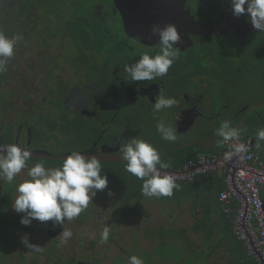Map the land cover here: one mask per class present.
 Masks as SVG:
<instances>
[{"label": "flooded vegetation", "instance_id": "1", "mask_svg": "<svg viewBox=\"0 0 264 264\" xmlns=\"http://www.w3.org/2000/svg\"><path fill=\"white\" fill-rule=\"evenodd\" d=\"M84 23L93 30L82 32ZM169 24L176 26L181 41L167 76L133 82L125 68L140 55L127 61L117 52L116 27L124 28V37L143 54L154 56L160 46L153 29ZM128 26L134 28L129 34ZM0 32L20 37L0 79L7 87L18 85L31 151L53 150L58 144L66 152L75 149L91 156L100 149L104 155L99 159L114 161L121 160L120 144L138 137L172 160L187 149L196 148V156L208 151L225 119L255 133L264 127V32L253 29L246 15L234 17L231 0H0ZM123 42L132 53L128 41ZM161 88L177 103L155 113L151 106ZM62 112L66 127L58 121ZM161 118L177 128L174 146L156 129ZM191 130L198 136L184 143L183 133ZM260 153L264 157V142ZM32 160L39 159H30L29 166ZM100 163L107 188L63 226L20 223L24 214L15 212L12 202L16 183L27 179L26 170L11 184L0 181V264H128L131 242L122 245L115 236L123 228L108 209H119L113 196L132 175L129 179L125 163ZM104 225L111 228L107 243L100 240ZM63 229H73V236L61 244ZM25 236L43 252L25 247Z\"/></svg>", "mask_w": 264, "mask_h": 264}, {"label": "clouds", "instance_id": "2", "mask_svg": "<svg viewBox=\"0 0 264 264\" xmlns=\"http://www.w3.org/2000/svg\"><path fill=\"white\" fill-rule=\"evenodd\" d=\"M232 13L237 19L246 15L253 29L264 32V0H231ZM246 6V7H245ZM153 32L159 36V51L154 56L143 54L140 58L126 66L133 82L153 81L165 77L174 61L178 58L180 49L175 47L181 41V34L174 24L164 28L154 27ZM20 37L7 36L0 32V74L7 72L8 62L16 54V46ZM177 103L175 96L166 95L161 88L152 103L151 111L160 113L172 109ZM161 138L170 143L177 141V128L163 118L156 126ZM219 142L228 146L223 152V160L231 162L234 158L243 160L247 156L249 143L241 139V129L232 126L225 119L216 130ZM255 147L260 149L264 142V127L257 129ZM84 152L71 150L63 157V163L58 167H46L43 163L29 166L32 152L28 147L16 143L0 146V181L13 183L26 170L27 179L16 183L17 196L12 202L15 212L23 213L20 223L29 226L33 220L39 222L52 221L53 225H62L66 221H74L87 210L89 203L108 186V179L102 173L99 157L104 155L97 149V155H85ZM118 156L126 164L125 171L143 181L141 191L147 198L160 199L172 197L178 185L174 176L162 171L170 164L161 160L157 148L146 140L131 138L120 144ZM111 228L104 225L100 233L101 242L110 239ZM61 244L67 243L73 236L71 230L60 233ZM22 243L29 250L42 253L43 247L31 244L28 238L22 237ZM128 264H144V260L136 255L128 257Z\"/></svg>", "mask_w": 264, "mask_h": 264}, {"label": "crops", "instance_id": "3", "mask_svg": "<svg viewBox=\"0 0 264 264\" xmlns=\"http://www.w3.org/2000/svg\"><path fill=\"white\" fill-rule=\"evenodd\" d=\"M6 105L7 104H4L3 106ZM2 120L3 119L0 118L1 124ZM22 141L23 136H18L17 133L14 134L13 137H11L8 132H4L1 135L0 128V144L6 145L16 143L20 145ZM222 148L223 149L218 153L219 155L224 151V144ZM260 149H257L259 152L258 154L254 153L259 159V156L261 155ZM207 154L211 153L208 152ZM211 155H215V153H212ZM177 156H179V154ZM163 158L166 159L161 156V159ZM175 158L170 160V165ZM196 158L197 156L195 155L187 162L195 161ZM127 175L130 179L131 174L127 173ZM134 178L135 177L132 176L129 181L123 180L121 182V187L117 189L116 194L113 196L112 201L115 202V205H118L119 209H115L113 206V209H108V211H112L115 217L119 218V222L121 218L120 215L124 210L130 212L131 210H134V213L131 212V214L128 215V222L136 230H146L158 235V233L163 231H170L171 229L169 230L168 226H180V229L177 228L176 231L178 234L177 237L179 238L178 251L185 255L189 245L192 243H198L197 241L200 240L201 233L199 232V226H201V228L204 226H210V230L207 233V241H209L208 252L205 255L210 259L211 264H255V262L251 263L247 261L248 259L246 257H243L238 253L241 251L240 245L237 241H234L231 238L233 235L232 228L230 227L231 224L227 216L222 212V205L219 203V195L225 189L222 176L217 175L209 177L208 179L204 178L206 182H203L201 186L199 185L198 190H196V186L193 187V189L190 187H187V189L180 187L174 190V195L172 197H162L160 199L145 197L141 191L142 184L137 186L140 184L139 180H134ZM192 182L196 183L197 178ZM216 183L219 185V189L216 194H214L213 192L217 189ZM184 184L186 183L180 185ZM128 186H130V188H128ZM135 186L137 189L136 192H134ZM261 195L264 199V191ZM124 196H126V198H128L127 196L136 197L138 200L136 201L137 206L133 204L122 206L125 201ZM154 201H159L161 203V205L158 203L156 211L150 210L149 208V202L154 203ZM151 213L154 214V216ZM153 226L158 229H154ZM181 226H184V228ZM187 229L188 232H186ZM233 245H235L236 248H234Z\"/></svg>", "mask_w": 264, "mask_h": 264}, {"label": "rangeland", "instance_id": "4", "mask_svg": "<svg viewBox=\"0 0 264 264\" xmlns=\"http://www.w3.org/2000/svg\"><path fill=\"white\" fill-rule=\"evenodd\" d=\"M86 24H83V31L82 32H86V31H92L93 28L91 27V30L89 28H86ZM134 28L133 26H128L127 27V34H129L131 31H133ZM115 33L118 35V48H117V52L118 53H124V57L127 59V61L129 60V58L134 57L135 54L139 53V55H143V51L137 46L136 43H134L132 40H129L127 38L124 37L123 33H124V28L121 27H116L115 29ZM123 40L128 41V45H130L131 48V52H127L125 50V47H123L124 42ZM2 87L5 89L3 90V92H1ZM6 84L2 83L1 79H0V105H4V104H8L9 100H7L6 98H8V95L10 93V90L12 88L16 87L14 85H9L6 88ZM12 95V94H11ZM16 96L14 95V98ZM53 106L57 109L60 108L59 104H54ZM218 107V106H217ZM58 121L62 120L65 123V127H66V114L65 113H61L60 116H58ZM52 120V119H50ZM55 121V119L53 120ZM24 122V126L26 127V122L23 120ZM28 122V121H27ZM49 122V123H48ZM47 125L51 123V121H48ZM28 130L30 128H27ZM67 129V128H66ZM191 129V128H190ZM31 131V129H30ZM241 135H245V136H250L252 139H254L255 136V132L252 131H248V130H241ZM198 136V134H196L195 131H189V132H185L183 133L182 136V141L184 143H187L193 139H195ZM7 140V139H6ZM220 138H218V140H214L212 142V147L209 149L210 152L209 153H215V155H219V151L222 150V146L223 144L219 142ZM175 143V142H174ZM174 143H171L172 146H174ZM177 143H182L180 142V139L178 138V142ZM54 149L53 150H44L47 151L48 153L52 154L55 156H60L69 152H66L65 149L66 148H61L58 147V144H53ZM252 148H253V152L258 154L259 152L257 151V148L255 147V140L252 144ZM39 149L38 151H40L41 148H37ZM194 149L196 148H191V149H187L185 151H182L181 153L179 152V156H177L174 160L173 163H171L170 165V169L172 171H177L182 167V164L186 163L191 157L195 156L194 154ZM63 152V154H61ZM66 152V153H65ZM260 159L264 160V157L262 155L259 156ZM162 162L167 163L166 159H161ZM32 163L36 164V163H43L45 165L49 164V165H45L46 167H58L60 166L63 161H50V160H32ZM166 169V168H165ZM164 170V169H163ZM134 180H139L136 177L134 178ZM203 182H206V180L204 179V177H202L201 175H199L197 177V182H188L184 185H180L177 184L178 187H184L187 189V187H190L191 189H193V187L196 188V190H198L199 185L201 186ZM220 182V181H219ZM139 185L140 186L143 181L139 180ZM220 184V183H219ZM216 187L217 189L213 192L214 194H216V192L218 191V187L219 185L216 183ZM128 188H130V186H128ZM136 186H135V190L134 192H136ZM125 201L123 202L122 206H127L130 204H133L135 206H137L136 201L137 198L134 196H127L128 198H126V196H124ZM158 203L161 205V203L158 201H154V203L149 202V208L150 210L156 211L158 208ZM133 206V207H135ZM136 208V207H135ZM165 210V209H164ZM152 211V213H153ZM130 211H123L122 214L120 215V221L121 223L119 224L120 226H122V235L121 233H115L114 231L112 232L113 234H116L115 236H117L118 238H120V243L122 245H126L127 242H131L130 245L128 244V246L126 247L128 251V255H136L138 257H141L144 260V264H211L210 259H208V257H206V253L208 252V244L209 241H207V233L210 230V226H204L201 228V226H199V232L200 234V240H198V243H192L191 245H189V248L187 249V253L186 255L183 253H179V238L177 237V228L180 229V226H168L170 231H163L161 233H158V235L156 233L153 232H148L146 230H136L134 227H130L129 223H128V219H129V214H127ZM151 213V214H152ZM8 213L3 214L4 216L7 215ZM154 216V214H152ZM75 227V226H73ZM100 227V226H99ZM154 227V226H153ZM182 228H184V226H181ZM231 227V226H230ZM101 228V227H100ZM137 228V227H136ZM214 229V227H213ZM212 229V230H213ZM73 231V229H72ZM186 232H188V229L186 230ZM182 233V232H181ZM90 234V233H89ZM92 235V234H91ZM232 240L237 241L238 244L240 245V250L238 253L243 256L246 257L251 263L256 264V259L254 257H251L248 255V253L246 252L242 242H240L237 238H235L232 235ZM161 239H163L164 242L161 241ZM92 242L91 243H95L96 239H90ZM159 242L164 243L162 245H159ZM199 244V245H198ZM234 248H236L235 245H233ZM16 257H14L15 259ZM123 259H126L123 257ZM17 262H20V258H16ZM120 264H124V263H120Z\"/></svg>", "mask_w": 264, "mask_h": 264}, {"label": "built area", "instance_id": "5", "mask_svg": "<svg viewBox=\"0 0 264 264\" xmlns=\"http://www.w3.org/2000/svg\"><path fill=\"white\" fill-rule=\"evenodd\" d=\"M241 139L249 143L243 160L234 158L225 162L223 152L228 151V146L224 145L219 156L202 152L195 161L184 163L177 171H162L171 173L177 184L192 182L199 175L206 179L222 176L225 188L219 195L222 212L248 255L256 259V264H264V199L261 195L264 191V161L254 154L250 136L241 135Z\"/></svg>", "mask_w": 264, "mask_h": 264}, {"label": "water", "instance_id": "6", "mask_svg": "<svg viewBox=\"0 0 264 264\" xmlns=\"http://www.w3.org/2000/svg\"><path fill=\"white\" fill-rule=\"evenodd\" d=\"M16 87L12 88L10 90V93L8 95L7 100H9V103L6 106H1L0 105V118H2V124L0 123V128H1V135L4 132H8L11 137L14 136V134L17 133L18 136H23V141L20 144L21 146L28 147L30 149L31 146V134L30 130L26 129L24 126L23 122V117H22V112H21V96H20V90L18 88V85H14ZM12 94V95H11ZM14 95L16 96L14 98ZM25 132L27 133V137H25ZM253 143V141H252ZM205 148V146L203 147ZM211 144L206 147L205 149H210ZM31 151V150H30ZM32 152V157L30 159H45V160H55V161H63V157L65 155H60V156H54L47 151H31ZM205 152H210V150L205 151ZM85 155H88L87 153H83ZM100 162H121L124 163L122 160H103L100 159ZM170 159L167 160V164H170ZM170 167L164 169V170H169Z\"/></svg>", "mask_w": 264, "mask_h": 264}, {"label": "trees", "instance_id": "7", "mask_svg": "<svg viewBox=\"0 0 264 264\" xmlns=\"http://www.w3.org/2000/svg\"><path fill=\"white\" fill-rule=\"evenodd\" d=\"M161 241L164 242L163 239H161ZM162 244H164V243L159 242V245H162Z\"/></svg>", "mask_w": 264, "mask_h": 264}, {"label": "bare ground", "instance_id": "8", "mask_svg": "<svg viewBox=\"0 0 264 264\" xmlns=\"http://www.w3.org/2000/svg\"><path fill=\"white\" fill-rule=\"evenodd\" d=\"M173 162H174V161H173ZM173 162H172V163H173Z\"/></svg>", "mask_w": 264, "mask_h": 264}]
</instances>
